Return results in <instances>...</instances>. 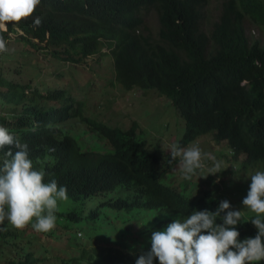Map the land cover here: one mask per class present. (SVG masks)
<instances>
[{
  "label": "trees",
  "instance_id": "obj_1",
  "mask_svg": "<svg viewBox=\"0 0 264 264\" xmlns=\"http://www.w3.org/2000/svg\"><path fill=\"white\" fill-rule=\"evenodd\" d=\"M212 1L42 0L36 12L41 25H33L32 19L10 23L2 35L5 39L14 36L17 49L7 42L10 51L0 60L5 63L16 53L38 57L34 53L43 52V72L59 76L57 70L63 69L59 63H81L107 48L116 80L125 89H154L170 99L185 120L182 144L211 135L228 145L236 181L227 186L225 197L238 202L245 194L243 171H264V43L246 32L247 20L264 25V0H221L219 15L208 24ZM149 12L158 19L156 37L145 22ZM31 68L36 74L43 73L35 64ZM6 71L10 73L5 68V75ZM0 85L16 95L27 92L26 85L8 76L4 82L0 78ZM34 92L40 99L30 105L20 96L12 113L0 117V124L28 144L38 165L49 174L46 179L55 178L66 186L68 199L59 204V217L69 209L71 199H91L121 187L125 199L106 204L117 218L124 212L130 230L139 238L156 228L147 227L151 219L162 216L160 224H165L178 213L214 211L222 200L217 185L195 193L187 191L190 182L184 178L179 181L183 189L165 184L164 174L175 160L168 153L164 162L160 154L150 152L135 124L124 130L84 116L82 100H76L63 85L44 92L35 88ZM42 99L57 100L55 108L39 106ZM78 114L81 121L76 123ZM72 116L74 123L69 121ZM89 132L102 144L86 145L82 140ZM6 150L7 146L0 156ZM99 214L94 210L85 216L93 221L92 232L59 240L64 246L55 245L44 258L39 257L40 242L59 239L60 226L48 232L30 229L29 238L25 230L5 220L0 223V264H132L139 250L126 252L112 245L107 221ZM242 215L251 220L256 214ZM65 216L81 219L75 211ZM238 227L241 239L257 232L250 221Z\"/></svg>",
  "mask_w": 264,
  "mask_h": 264
},
{
  "label": "clouds",
  "instance_id": "obj_2",
  "mask_svg": "<svg viewBox=\"0 0 264 264\" xmlns=\"http://www.w3.org/2000/svg\"><path fill=\"white\" fill-rule=\"evenodd\" d=\"M41 4L42 0H0V59L5 53L10 51L7 42L10 44L12 36L9 39H5L2 35L8 32L9 24L32 19L33 25H41L42 20L39 15H36ZM207 30L209 31V29ZM105 49L107 48L93 55L105 54ZM89 57H86L85 60ZM13 58L15 62L21 65L24 64L22 55L16 53V55L13 54ZM4 65L5 63L0 60V78H2L3 82L4 79L1 75L5 74L6 67ZM21 71L22 69L17 67L11 68L9 75L19 80V77L15 73L22 74ZM31 81L32 83H23V85L28 86H25L27 92L24 95L10 93L9 88L5 85H0V97L3 99L0 106V117L11 114V108L22 95V102L30 103V105H33L36 100L40 99L39 94L34 92L35 88L32 86V78ZM14 83L17 82L14 81ZM56 102L57 100L45 101L42 99L39 101V106L44 109L55 108ZM133 124H135L137 135L148 144L149 151L150 149L157 150L161 147L159 146V142L154 146L153 143L149 144L145 139L144 131H138L136 121ZM109 126L116 128L115 126ZM200 137H203V135ZM197 139L189 141L186 144H182L179 140L175 142L176 144L170 145L169 154L175 160V163L173 168L166 172L164 176L167 173L174 175V167L179 162L182 172L181 178L191 183V178L199 170L202 173L201 177H204V172L206 173L205 170L207 169V166L203 164L205 160L212 161V166L207 172L209 173L208 175L222 172L223 162L211 153L205 152L203 148H200ZM6 146L7 150L3 151V155L0 156V223L6 220L16 228H23L31 223L32 228L37 232H48L54 229L58 216L56 212L61 207L58 202L67 198L66 186L59 183L55 178L46 179V176L49 174L46 173L43 167L38 165L29 151L28 144L26 142L22 143L17 133L11 128L0 124V151L4 150ZM226 146L228 148V145ZM169 154L165 153L164 150L160 154L164 162L167 160ZM228 160L231 161V159ZM164 167L165 165L163 164ZM230 167L222 174L220 173V175L225 177L224 175L227 173L232 174ZM217 175L210 176L213 179L216 177L219 180V176ZM250 180L247 193L241 201L244 206L243 209L234 207L229 200L224 199L222 196V200H220L214 211L202 209L193 210L187 215L178 213L173 220L162 224L165 227L160 230H157L156 227L150 232V248H145L142 252H138L141 255H134L132 264H253V262L264 260V171H256L250 176ZM221 184L222 182L218 181V187H221L222 190H225L230 185L222 187ZM117 190L122 191L121 187L114 191ZM202 190L208 189H204L203 187ZM106 194L94 198H100ZM119 198L125 199L122 196L107 199L85 216L97 210L100 213L99 216L102 217L100 207L108 205L106 202L110 200ZM91 199L78 200H85L86 202ZM110 207L112 208V206ZM244 209L256 215L251 220H247L242 215ZM70 211H75L78 219L81 218V214L76 209L68 210L65 213ZM65 213L62 217L66 219L67 223L74 224L78 222L68 220ZM108 220L112 226L110 215L106 217L107 224ZM218 220L221 222L218 223ZM249 221L255 226L257 232L254 236L241 239L238 226ZM116 230L115 228V233ZM80 232L82 231H78L77 234ZM112 245H114L113 241ZM116 247L118 246L116 245ZM125 248L129 247L126 246ZM52 250H46V255L39 257H48ZM134 250L137 249L134 247ZM124 251L126 250L124 249Z\"/></svg>",
  "mask_w": 264,
  "mask_h": 264
},
{
  "label": "rangeland",
  "instance_id": "obj_3",
  "mask_svg": "<svg viewBox=\"0 0 264 264\" xmlns=\"http://www.w3.org/2000/svg\"><path fill=\"white\" fill-rule=\"evenodd\" d=\"M220 3L221 0H213L208 6L209 12L206 18L208 24L212 19L216 18L219 15ZM145 22L146 25L150 27V33L153 35V37H156V34L158 32V19L155 13L149 12L146 15ZM246 32L247 35L251 37V39H261L262 43H264V25L256 24L252 21L247 20ZM10 47L13 49H17V42L15 41L14 36H12V39L10 41ZM104 52L105 54L90 56L85 61L77 64H72L69 62L59 63L60 65H63V69L57 70L59 76H54V74L45 75L42 66L43 62H45L44 56L42 55L43 52L34 53L35 55H39L38 57H28L26 56L27 54H24V64L21 65L20 63L15 62L14 58H9V60L6 61L4 65V67L8 69H14L15 67L22 69V74L15 73V75L19 77V80L15 77L10 76L7 71L6 75L3 74L1 76L3 77V79L8 76L9 78L18 82L20 86H22L23 83H32V78V86L39 89L41 92L52 90L63 85L65 89L73 94L76 100H82L81 109L84 116L91 117L96 121L103 122L105 124H109L111 126L119 127L122 129L131 127L134 121H136L138 131H144L145 139L149 144L153 143L154 146L155 144H158L157 142L160 143L159 146L161 147L159 149H150V152L162 154V151L164 150L165 153H169L170 145L176 144L175 142L181 140L184 135L185 120L180 116L170 99H168L164 95H161L156 90L149 89L143 91L142 89H139L137 87H134L132 89H125L121 84H119L116 80L113 68V60L111 56L107 54V49H105ZM33 64L37 65L39 72L43 73H31V65ZM2 101L3 99L0 97V106ZM61 108L64 109L62 106ZM74 120L75 119L72 116L69 121H73L74 123ZM79 121L81 120L80 115L78 114L76 123ZM69 128L71 132H74L73 127ZM93 132L97 136V132ZM96 136L92 135L91 132H89L88 134L83 136L82 141H84L86 145H92V143L95 142L102 143V141ZM197 142L198 146L200 148H203L205 152L211 153L217 159L221 160L223 162V168H221L222 172L210 174H218L217 176H219V180L216 177H214L213 179L212 176L208 175L209 173H207L208 169L212 166V161H203V164L207 166V169L205 170L206 173L204 172V177H201L202 173L201 170H199L198 173L191 178L192 182L190 183V185H187L188 187H190V189L187 191L200 193L203 187L204 189H211L215 188L216 184L218 187V181L222 182V187L230 184L231 181H236L235 177H233V175L230 173L225 174V177L220 175V173L222 174L231 166V161L228 159H230L232 155L230 154V149L227 148L226 143L215 141L214 139H212L211 135L200 137L199 139H197ZM258 170L262 171L261 169H256V171ZM173 172L174 175L172 173H167V175L163 177L162 181L165 184L172 186L177 185L180 189H183L179 184L182 175L181 169L179 167V162L174 167ZM254 173L251 172V169L250 172L243 171V174H246L243 175V178L241 179L245 185V194L243 195V197L246 195L248 186L251 182L250 176ZM218 191L223 195L224 199H226L225 190H222L221 187H218ZM119 196L125 197L126 193L117 190L109 192L103 197L87 200L86 202L85 200L71 199L72 204L68 210L76 209L81 214V219L78 222H75L71 227H68L66 219L56 215L57 221L55 227L59 228L60 226L62 228L61 233H59L61 234L60 238L54 240L43 239L40 242L39 246V256L46 255V250H51L52 247L57 244L64 246L60 243L59 240L66 241V237L68 236H71V238H73L78 231L86 232L90 230L92 232L91 222L93 221L87 219L85 215H87L92 209H94L105 200L118 198ZM243 197H241L238 202L232 201L230 199L227 200H229L233 204V206H236L238 204L237 208L243 209L244 206L241 203ZM67 199L68 196L66 199L59 201L58 204L61 205V203H63ZM100 209L102 210V216L105 217V219L108 215L111 216L112 226L109 223V220L107 224V228L111 232V244L113 241L114 246L117 245L118 248L122 250L125 249L129 252L134 251L133 246L135 247V249L139 250V252H142L143 250H145V248H150L151 233L137 238L136 234H134L130 230V228H132L131 223L127 221L124 212L120 213L119 217L117 218V213L113 212V208L104 205L101 206ZM242 213L244 215H252L253 212L244 209ZM161 220L162 216L157 217L155 220L151 219L147 224V227L156 226L157 230H160L165 227L164 225L160 224ZM112 227L114 229H117L116 233ZM30 229H33L31 223L22 228V230H25L24 234L27 236L29 235V238H31ZM128 244H130V247L125 248ZM61 248L62 247H60L59 249ZM137 255H141V253H137ZM257 264H264V260L257 262Z\"/></svg>",
  "mask_w": 264,
  "mask_h": 264
},
{
  "label": "bare ground",
  "instance_id": "obj_4",
  "mask_svg": "<svg viewBox=\"0 0 264 264\" xmlns=\"http://www.w3.org/2000/svg\"><path fill=\"white\" fill-rule=\"evenodd\" d=\"M200 11V10H199Z\"/></svg>",
  "mask_w": 264,
  "mask_h": 264
}]
</instances>
